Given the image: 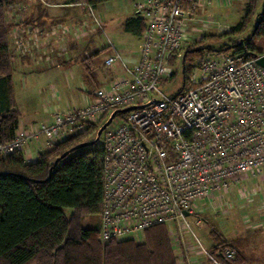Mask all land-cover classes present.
I'll list each match as a JSON object with an SVG mask.
<instances>
[{
	"label": "built area",
	"instance_id": "1",
	"mask_svg": "<svg viewBox=\"0 0 264 264\" xmlns=\"http://www.w3.org/2000/svg\"><path fill=\"white\" fill-rule=\"evenodd\" d=\"M204 2L134 0L135 12L145 19L146 27L133 60L109 39L95 7L84 2L95 27L60 25L62 33L73 30L81 37L102 31L109 49L104 64L120 63L122 73L88 93L84 105L58 110L51 122L39 127L19 129L13 140L0 143V153L22 151L33 162L31 143L46 152L86 132L104 115L136 106L119 112L102 134L104 194L99 239L103 243L143 241L150 227L166 224L179 260L198 264V257L190 255L197 249L212 264H225L236 260L237 251L207 246L190 216L204 212L200 202L229 206L230 192L240 180L264 178V67L257 62L264 52L258 57L248 50L207 56L196 61L199 72L188 84L184 78L181 90L167 93L163 82L173 74L172 59L183 57L190 26L196 24L197 30L221 26L214 17L194 14ZM27 6L15 2L8 7L7 17L14 22L12 46L17 55L51 65L53 58L43 50L47 40L39 39L41 29L21 23ZM187 234L194 247L187 245Z\"/></svg>",
	"mask_w": 264,
	"mask_h": 264
},
{
	"label": "trees",
	"instance_id": "2",
	"mask_svg": "<svg viewBox=\"0 0 264 264\" xmlns=\"http://www.w3.org/2000/svg\"><path fill=\"white\" fill-rule=\"evenodd\" d=\"M80 1L96 8L112 0H68ZM11 2L0 0V78L6 82L11 97L10 106L0 114V143L13 140L20 128V112L15 108L12 85L13 23L7 17ZM258 2L249 0L245 16L226 33L244 31L253 20L252 36L247 41L236 39L226 44L218 49L219 53L264 52L253 41L254 36L264 38V2L260 11ZM145 27V19L138 14L125 23V30L138 36H142ZM210 48L196 47L205 54H210L207 51ZM186 61L185 55L184 72ZM108 117L109 114L104 115L86 132L57 143L35 162H29L22 151L7 156L0 153V264H179L166 224L150 227L146 242L127 239L108 243L99 239L101 222L99 227L83 224L86 216L97 217L102 212L104 146L100 141L103 136L54 164L66 150L95 139V132ZM211 233L218 244L215 251L234 247L219 232L212 229ZM225 264H239V259L227 260Z\"/></svg>",
	"mask_w": 264,
	"mask_h": 264
},
{
	"label": "rangeland",
	"instance_id": "3",
	"mask_svg": "<svg viewBox=\"0 0 264 264\" xmlns=\"http://www.w3.org/2000/svg\"><path fill=\"white\" fill-rule=\"evenodd\" d=\"M49 2H57L58 0H47ZM204 8L201 6L198 11H195L196 16L201 17H214L220 23V27L205 28L202 30L196 29V24L190 26V38L183 44L181 53L182 58H179L174 66L171 68L175 73L170 79L163 82L164 90L169 93H176L183 88L184 78L188 84L190 77L194 74H198L199 70L195 65L196 61L204 59L207 56H216L220 50L228 43L234 42V40L241 39L247 41L252 36L253 24L252 20L244 31L233 32L232 35H227L228 31H232L239 21L245 16L246 8L249 0H233L230 3L220 2L219 0H204ZM22 2L23 1H15ZM264 0H259L257 10L262 9ZM25 5V4H24ZM225 5V6H224ZM130 0H112L95 8L96 15L101 19L104 31L108 35L109 39L113 41L115 46L122 53H131L138 50L141 43L140 38L135 34L127 32L125 30V23L132 16H136L135 12L130 10ZM77 10L80 14H77L76 19L81 21L79 24L74 25L75 28H82L84 24L89 27H95V23L92 17L88 14L89 9L85 6L78 7ZM195 27V28H194ZM72 35L75 33L72 30ZM95 36L96 43L91 46V49L85 53L83 47H79L78 54L75 56L78 61L73 64L62 67V75L65 76V80H70V86L75 91L83 86L92 85L94 90L99 86L94 85L95 76L98 80L102 76H112L115 72L114 65L106 66L104 59L106 54L103 49L108 44V40L102 31H95L85 36L80 37V41H86V38ZM77 37V36H76ZM79 38V37H77ZM142 40V39H141ZM253 41L264 51V38L258 36L253 37ZM210 46V54H205L203 51L197 50L196 47ZM187 51V52H186ZM226 54V52L224 53ZM186 55L187 69L183 70V59ZM69 56V54H66ZM86 57L88 59L86 60ZM47 63H49L47 61ZM41 65H44L42 62ZM17 65H15L16 68ZM52 67V66H51ZM92 68V70H91ZM91 71V74L89 73ZM26 74V73H25ZM31 74L23 75L20 70L14 69V86L16 92L22 97L26 92L27 85L34 86ZM28 76H30L28 78ZM44 88V87H43ZM118 123V119L113 122ZM97 133V132H95ZM100 142H103L102 139ZM238 189L246 191L248 196H241ZM229 206L210 207L205 203L200 202V207L204 212H201L198 216L201 218L200 224H197L198 216H190V220L194 226V229L203 239L204 243L212 247V244H217L212 236V229L224 235V237L231 243L234 249L237 251V257H239L238 250L244 247H248V253L245 252L244 260L248 264H257L261 262L264 264V178H251L242 179L240 184H235L228 197ZM70 213V211H67ZM70 216V215H69ZM101 222V216L88 217L83 219V224L87 227H99ZM146 235V233H145ZM212 242H208L206 239ZM146 242L147 237H144ZM186 243L189 246H195L194 240L190 234L186 235ZM196 254L205 256L204 254L195 250ZM190 255H194L191 253ZM237 259V258H236ZM239 259V258H238ZM235 261V260H234Z\"/></svg>",
	"mask_w": 264,
	"mask_h": 264
},
{
	"label": "crops",
	"instance_id": "4",
	"mask_svg": "<svg viewBox=\"0 0 264 264\" xmlns=\"http://www.w3.org/2000/svg\"><path fill=\"white\" fill-rule=\"evenodd\" d=\"M12 1L11 4L15 3L17 0ZM19 1H23L25 5H28V10L24 11L21 16V19L23 20L21 23L25 26L28 25L41 29L39 39L42 42L46 38L48 43V46L43 47V50L49 52L53 58L51 65L46 62H44V65H41L42 63H37L30 57L17 55L13 48L14 64L12 71V85L14 100L16 102L15 108L20 112L19 129H33L39 127L43 123L51 122L54 118V113L58 110H66L69 107L74 106H82L88 102L87 94L94 91L93 84L88 86L85 85L83 88H79L78 91H75L72 86H70V80L66 81L65 76L62 75V67H66L67 65L78 61V59L75 58L78 54L77 49L81 46L85 53L86 50L88 51L89 48L91 49V46H94L96 38L91 35L92 37H89V39L86 38V41L82 40L81 42L80 37L77 38L76 36H73L69 31H67V33H62L60 28V25L71 27L82 22L81 18H79V20L76 19L77 14H80L77 8L81 6L87 7L84 3L85 1L77 3H71L68 2V0H58L57 2H49L47 0ZM133 2L134 0H130V10L135 12ZM135 14L137 15L136 12ZM53 30H55L54 33L52 32ZM136 36L140 38L141 41L142 36ZM107 46L108 44L103 49L104 53H109ZM136 51L137 50L123 54L127 59L133 60ZM66 54H69V56H66ZM87 59L88 57H86V60ZM15 65H17L16 68ZM113 67L115 72L112 76H102L99 80L97 76H95V81L91 82H94V85L97 86L109 83L112 79L122 73L120 63H116ZM14 69L20 70L21 73L23 72V75L31 74V77L28 76V78H32L30 80L35 82L34 86L27 85L25 88L26 93L23 94L22 97L16 92L14 86ZM89 73L91 74V71ZM10 103L11 97L7 84L0 78V114L5 108L10 106ZM30 149V156H32L34 160L33 162H35L39 159L42 152L39 151L36 143H31ZM206 240L209 243L212 242L209 237ZM215 245L216 244H212V246ZM248 251L249 249L247 246L238 250L239 264H248L244 260L243 255L245 252L248 253ZM192 253L194 254L192 257H198V264H212L205 256L196 254L194 251ZM179 264H188V262L179 260ZM257 264L263 263L258 262Z\"/></svg>",
	"mask_w": 264,
	"mask_h": 264
},
{
	"label": "water",
	"instance_id": "5",
	"mask_svg": "<svg viewBox=\"0 0 264 264\" xmlns=\"http://www.w3.org/2000/svg\"><path fill=\"white\" fill-rule=\"evenodd\" d=\"M254 55L256 57H258V53H254ZM257 62L264 67V55L259 57L257 59ZM136 108V106H131V107H127V108H124V109H120V110H115L111 113V115L108 117V119L101 125V127L98 129V132H97V137L93 140H88V141H83V142H80L78 143L77 145L71 147L70 149L66 150L64 153H62L59 157L56 158L55 160V165L59 163V161L66 157L69 153L77 150V149H80V148H84V147H87V146H90L92 144H94L96 141H98L103 132L105 131V129L112 123V121L114 120V118L116 117V115L119 113V112H127L129 110H132ZM185 214L186 215H190V213L188 211H185Z\"/></svg>",
	"mask_w": 264,
	"mask_h": 264
}]
</instances>
